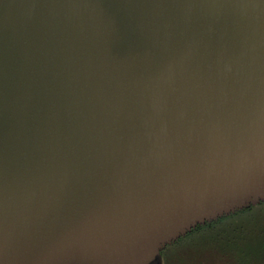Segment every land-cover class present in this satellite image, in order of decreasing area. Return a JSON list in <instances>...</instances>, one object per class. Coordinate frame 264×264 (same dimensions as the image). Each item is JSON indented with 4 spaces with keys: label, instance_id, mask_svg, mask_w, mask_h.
<instances>
[{
    "label": "water",
    "instance_id": "water-1",
    "mask_svg": "<svg viewBox=\"0 0 264 264\" xmlns=\"http://www.w3.org/2000/svg\"><path fill=\"white\" fill-rule=\"evenodd\" d=\"M264 201V0H0V264H163Z\"/></svg>",
    "mask_w": 264,
    "mask_h": 264
},
{
    "label": "rangeland",
    "instance_id": "rangeland-1",
    "mask_svg": "<svg viewBox=\"0 0 264 264\" xmlns=\"http://www.w3.org/2000/svg\"><path fill=\"white\" fill-rule=\"evenodd\" d=\"M254 213L239 214L214 231L176 245L174 251L182 253L191 249L196 254L202 253L199 260L202 264H264V218L258 220V214L251 216ZM181 256L186 263L190 254Z\"/></svg>",
    "mask_w": 264,
    "mask_h": 264
},
{
    "label": "trees",
    "instance_id": "trees-1",
    "mask_svg": "<svg viewBox=\"0 0 264 264\" xmlns=\"http://www.w3.org/2000/svg\"><path fill=\"white\" fill-rule=\"evenodd\" d=\"M253 212L255 213L251 215L252 217L258 214L256 216L258 220L264 218V215H263L264 214V201H260L256 204H252L251 206L247 208L238 210L231 214L221 216L216 220L208 221L204 224L198 225L197 227L189 231L186 235L180 237L178 240L167 245L162 250L163 264H190V261L192 262V264H198V263L202 264L201 261H199L202 258V253L196 254L191 249L189 250V252L178 253L174 251L173 247H175L176 245H180L181 243H186V242L189 243L190 241H192L195 235L201 236V235L206 234L209 231H214L216 228L222 226L225 221L231 220L237 217L239 214H249L250 215V213H253ZM208 248L209 247L207 246L203 251L207 250ZM186 253L190 254V256H188L189 260L186 263L185 262L183 263L181 254H186Z\"/></svg>",
    "mask_w": 264,
    "mask_h": 264
}]
</instances>
